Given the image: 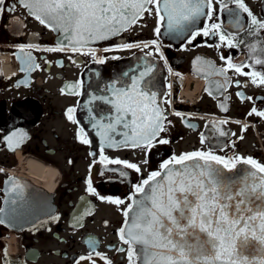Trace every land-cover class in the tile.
I'll return each mask as SVG.
<instances>
[{
    "label": "flooded vegetation",
    "instance_id": "1",
    "mask_svg": "<svg viewBox=\"0 0 264 264\" xmlns=\"http://www.w3.org/2000/svg\"><path fill=\"white\" fill-rule=\"evenodd\" d=\"M244 3L257 19L264 20V0H244ZM12 4H16L15 11H6L0 17V169L3 170L0 171V208L6 178L20 175L14 171L24 170L34 160L53 172V177L49 178L48 173L47 179L51 181L48 190L54 193L56 210L20 231L0 224V264H77V261L107 264L109 260L112 264H129L127 251L117 250L129 247L118 234L125 220L123 212L131 203L128 198L133 186L150 172L160 170L163 161L173 155L212 149L216 155L251 156L264 164V117L249 115L253 107L264 111V84L258 78L257 83H251V77L238 75L227 67V59H221L223 55L231 57L233 63L246 60L247 46L257 38L233 27L230 23L233 17L220 11L222 5L217 0H213L211 19L201 17L193 26L210 28L211 24L220 23L216 35H201L189 43L187 33L181 36L170 33L166 24H160L155 15L145 12L129 30L104 42L83 46L77 52L69 50V44H64L68 46L64 51H46L60 43L55 31L29 15L18 0H6L7 6ZM228 7L240 14L245 26L250 23L251 18L238 5L229 3ZM156 27L161 29L159 36ZM229 32L236 34L234 44L243 43L231 48L225 46L219 35ZM151 40L158 41L159 51L155 46L116 47L121 43L142 45ZM28 44L38 47L23 50L19 47ZM104 48L114 50L104 52ZM89 49H95L96 56L106 58L105 62L98 63L91 54H85ZM146 66L152 68L144 78L149 82L146 90L157 93V103L162 105L167 117L166 131L160 136L170 143L154 141L148 150L105 144L103 150V156L109 160L138 164L141 171L137 173L122 164L102 162L101 136L92 127L88 109L98 119L112 115L111 106L92 98L110 95L104 89L115 80L130 84V77L138 76ZM220 69L225 71L221 73ZM250 70L264 72V65L244 69ZM126 72L129 76L123 75ZM70 84H77V88L69 89ZM140 87H145L143 82ZM69 108H75L72 116L78 123L68 119ZM177 112L181 115L177 116ZM81 128L90 144L78 138V134L84 135ZM218 129L228 135L220 136ZM118 131L127 129L118 128ZM115 139L123 137L116 135ZM120 172L125 175L121 176ZM89 179L95 193L88 190ZM101 196L119 198L124 203H110L101 200ZM89 256L91 259H87Z\"/></svg>",
    "mask_w": 264,
    "mask_h": 264
},
{
    "label": "snow or ice",
    "instance_id": "2",
    "mask_svg": "<svg viewBox=\"0 0 264 264\" xmlns=\"http://www.w3.org/2000/svg\"><path fill=\"white\" fill-rule=\"evenodd\" d=\"M18 2L41 24L61 32L64 40L70 45L69 50L73 52L80 51L89 42L106 40L129 30L143 18L145 12L155 15L160 24H166L170 33L178 36L187 33L189 43L201 35H216L221 28L220 23H213L210 28H193L201 17L211 19L214 11L213 0H18ZM217 2L222 5L221 12L226 11L233 17L230 21L233 27L238 31H247L249 36L257 38L247 46L249 55L246 60L233 63L231 57L225 58L223 55L221 59H227V67L238 75L251 77V83H257L258 78L259 83L264 84V72L244 71L245 68L254 69L255 65H264L262 58L264 36H261L264 20L257 19L244 0ZM229 3L238 5L251 18L247 26L242 23L240 14L228 7ZM15 9L16 4L9 7L6 0H0V17L6 11L14 12ZM18 22L14 20V23ZM155 33L157 36L161 34L160 27H156ZM219 39L229 48L243 43L239 41L234 44L236 34L232 32L220 33ZM141 46L143 48L155 46L156 51L160 49L157 40L143 42L142 45L121 43L116 47L131 49ZM19 47L23 50L25 47L38 46L28 44ZM66 47L68 46L61 41L55 48L45 50L64 51ZM112 50L114 49H103L104 52ZM85 54H91L98 63H104L106 59L97 57L95 49H89ZM31 59L29 54L28 60ZM249 60L253 63H249ZM35 67L38 68L39 65ZM151 71V66H146L138 76L130 77V84L115 80L104 89L110 95L92 98V101L99 100L114 110L112 115L98 119L92 113V109H88L90 119L93 121L92 127L97 129V134L101 136L102 162L122 164L139 173L141 168L138 164L120 159L109 160L103 156L104 145L131 146L148 150L154 146V141L159 144L170 143L168 139L160 136L166 131L165 110L157 103V93L146 90L149 82L144 78ZM224 71L220 69L221 73ZM123 75L129 76L127 72ZM141 82L144 88L140 87ZM80 83L82 81L78 82ZM237 83L239 84V81ZM68 88L76 89L77 84H70ZM237 95L243 96L242 93ZM221 108L227 111L223 104ZM74 112L75 108L67 110L68 119L78 123L72 116ZM253 113L264 117V111H257L255 107L249 115ZM175 114L181 115L179 112ZM106 119L108 123H105ZM188 126L192 127L190 124ZM118 128L127 131L120 132ZM218 131L220 136L228 135L223 129ZM80 133H84L83 128L80 129ZM116 135H121L123 139L116 140ZM86 137V133L83 136L78 134L82 143L90 144L91 140ZM204 140L205 137L201 134V143H204ZM144 163H147V160ZM238 165L247 167H240L236 171ZM120 175L123 176L125 173L120 172ZM133 188L134 191L128 198L131 203L123 212L124 224L118 230L121 242L129 247L117 250L127 251L129 264H264V164L253 157L220 156L214 154L212 149L207 152L197 150L179 156L173 155L160 164V170L150 172ZM88 190L95 193L90 179ZM138 196L140 198H137ZM100 199L114 204L124 203L119 198L114 200L112 197L101 196ZM4 211L0 208V213ZM3 223L5 221L0 219V224ZM83 259L86 257H80V260ZM107 264L112 262L109 260Z\"/></svg>",
    "mask_w": 264,
    "mask_h": 264
},
{
    "label": "water",
    "instance_id": "3",
    "mask_svg": "<svg viewBox=\"0 0 264 264\" xmlns=\"http://www.w3.org/2000/svg\"><path fill=\"white\" fill-rule=\"evenodd\" d=\"M54 31L58 42L63 41V44H68L61 32ZM106 40H96L89 42L87 45L101 43ZM240 167L247 166H238L236 171ZM3 189L5 197L1 208L5 211L0 213V219H3L5 221L3 224L10 229L20 231L28 228L41 218L54 214L56 210L54 193L24 175L13 174L9 176L4 182Z\"/></svg>",
    "mask_w": 264,
    "mask_h": 264
},
{
    "label": "bare ground",
    "instance_id": "4",
    "mask_svg": "<svg viewBox=\"0 0 264 264\" xmlns=\"http://www.w3.org/2000/svg\"><path fill=\"white\" fill-rule=\"evenodd\" d=\"M14 172L31 178L36 183L46 186L47 189L52 187V185H50L51 181L47 179V175H49L48 173H50L49 178L53 177L52 170L42 166L40 163L34 160H31L24 170Z\"/></svg>",
    "mask_w": 264,
    "mask_h": 264
}]
</instances>
